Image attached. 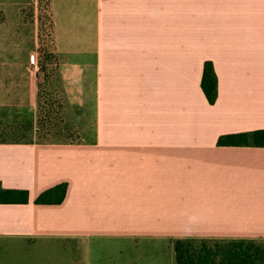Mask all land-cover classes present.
Masks as SVG:
<instances>
[{
    "label": "crops",
    "instance_id": "1",
    "mask_svg": "<svg viewBox=\"0 0 264 264\" xmlns=\"http://www.w3.org/2000/svg\"><path fill=\"white\" fill-rule=\"evenodd\" d=\"M49 9V85L77 137L0 140V182L29 191L28 203L0 204V264H177L178 239L264 241V146L218 142L264 130V0ZM39 10L0 0V128L37 122ZM60 183L62 203H36Z\"/></svg>",
    "mask_w": 264,
    "mask_h": 264
},
{
    "label": "trees",
    "instance_id": "2",
    "mask_svg": "<svg viewBox=\"0 0 264 264\" xmlns=\"http://www.w3.org/2000/svg\"><path fill=\"white\" fill-rule=\"evenodd\" d=\"M46 1L47 8H49L50 0ZM43 3L44 0H40V7ZM51 23L54 47L53 22ZM53 49L55 52V47ZM55 61L57 64L56 56ZM202 88L208 100L215 103L218 97V78L212 62L205 63ZM218 142L219 145L264 146V130L221 136ZM67 189V183L55 185L42 192L36 199V203L60 204L66 197ZM28 202L29 191L8 189L0 182V204ZM174 249L177 264H264V241L184 238L175 241Z\"/></svg>",
    "mask_w": 264,
    "mask_h": 264
},
{
    "label": "rangeland",
    "instance_id": "3",
    "mask_svg": "<svg viewBox=\"0 0 264 264\" xmlns=\"http://www.w3.org/2000/svg\"><path fill=\"white\" fill-rule=\"evenodd\" d=\"M46 0L39 10V33H38V60L32 64V70L39 76V106L37 111V122L35 125L16 127L5 125L0 128V140H22V141H47L55 138H70L76 140V134L67 130L64 122V105L60 93L51 88L49 80L55 73L56 61L52 43V19ZM46 8V9H44ZM27 17L31 18L32 10H26ZM20 72V67H16ZM5 71V70H4ZM7 72V71H5ZM63 105V107L61 106ZM74 115H67L69 126ZM70 130V129H69Z\"/></svg>",
    "mask_w": 264,
    "mask_h": 264
}]
</instances>
